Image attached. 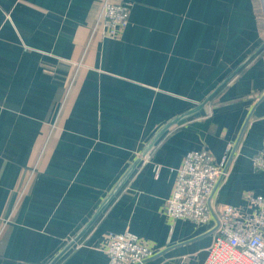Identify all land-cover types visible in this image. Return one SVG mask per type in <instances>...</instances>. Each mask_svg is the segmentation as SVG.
Listing matches in <instances>:
<instances>
[{
    "label": "crops",
    "instance_id": "0c3cea01",
    "mask_svg": "<svg viewBox=\"0 0 264 264\" xmlns=\"http://www.w3.org/2000/svg\"><path fill=\"white\" fill-rule=\"evenodd\" d=\"M104 1L0 0V264H108L127 231L204 264L214 222L164 213L190 151L232 149L217 208L264 196V0H111L117 39Z\"/></svg>",
    "mask_w": 264,
    "mask_h": 264
},
{
    "label": "built area",
    "instance_id": "2783aa9c",
    "mask_svg": "<svg viewBox=\"0 0 264 264\" xmlns=\"http://www.w3.org/2000/svg\"><path fill=\"white\" fill-rule=\"evenodd\" d=\"M131 4L105 0L99 22L106 38L117 39L127 28ZM232 149L217 162L207 149L186 154L178 170L171 196L164 207L171 220H190L197 225L214 222V241L204 264H264V196L250 198L248 211L235 206H215V194L229 174ZM264 171V150L253 158ZM159 168H156L158 175ZM108 264H145L156 249L132 232L109 233L103 249Z\"/></svg>",
    "mask_w": 264,
    "mask_h": 264
},
{
    "label": "water",
    "instance_id": "95a60500",
    "mask_svg": "<svg viewBox=\"0 0 264 264\" xmlns=\"http://www.w3.org/2000/svg\"><path fill=\"white\" fill-rule=\"evenodd\" d=\"M70 247L71 246L67 247L66 250H64L63 252H61V254L54 260V262L52 264H54L56 262V260L59 259Z\"/></svg>",
    "mask_w": 264,
    "mask_h": 264
}]
</instances>
